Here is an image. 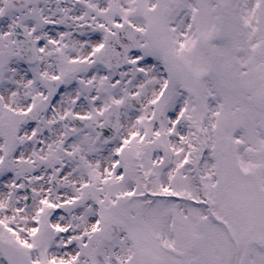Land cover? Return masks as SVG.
Segmentation results:
<instances>
[{
  "label": "snow or ice",
  "instance_id": "snow-or-ice-1",
  "mask_svg": "<svg viewBox=\"0 0 264 264\" xmlns=\"http://www.w3.org/2000/svg\"><path fill=\"white\" fill-rule=\"evenodd\" d=\"M0 264H264V0H0Z\"/></svg>",
  "mask_w": 264,
  "mask_h": 264
}]
</instances>
